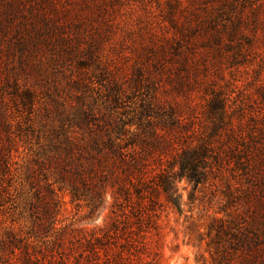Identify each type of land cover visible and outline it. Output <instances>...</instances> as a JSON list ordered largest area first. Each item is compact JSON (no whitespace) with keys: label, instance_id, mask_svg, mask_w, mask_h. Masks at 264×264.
Instances as JSON below:
<instances>
[{"label":"rangeland","instance_id":"1","mask_svg":"<svg viewBox=\"0 0 264 264\" xmlns=\"http://www.w3.org/2000/svg\"><path fill=\"white\" fill-rule=\"evenodd\" d=\"M225 2L230 7L221 6ZM233 14L242 15L241 33L219 58L213 38L217 32L225 43L230 40L226 33L233 28ZM254 14H259L257 21ZM183 61L194 62L198 74V85L189 91L179 80ZM152 81L162 113L164 100L170 106L174 99L187 102L179 124L172 125L186 139L207 131L211 93L226 100L228 125L245 138H262L264 0H0V125H9L0 137L10 165L0 187V264H20L27 244L40 251L61 233H66L64 247L74 248L79 239L108 225L109 196L90 213L87 201L72 202L66 190L56 187L53 217L42 221L31 213L40 179L36 162L49 146L44 125L67 126L84 109L108 129L121 125L127 133L119 138H126L137 132L143 86ZM250 175L246 180L233 162L224 169L228 191L237 199L228 207L219 178L196 189L181 181V213L155 207L158 228L146 234L151 250L143 255L145 262L224 264L219 261L222 248L236 260L239 253L228 246L229 234L251 223L253 214L246 212H257L256 203L242 197L245 190L258 188L252 177L264 181V167ZM263 190L256 189L260 200Z\"/></svg>","mask_w":264,"mask_h":264},{"label":"trees","instance_id":"2","mask_svg":"<svg viewBox=\"0 0 264 264\" xmlns=\"http://www.w3.org/2000/svg\"><path fill=\"white\" fill-rule=\"evenodd\" d=\"M221 6L230 7V4L225 2ZM233 15L236 16L233 22L232 16L229 18V26L233 28L226 33L230 40L225 43L222 34L217 32L213 38L219 58L231 51L230 44L241 33L242 15ZM258 15L252 18L257 21ZM194 62L181 63L179 80L185 91L198 85ZM140 79L145 76L141 74ZM147 84L142 85L146 92L137 110V132L126 138H119L127 133L121 125L108 129L100 120H95L90 110L84 109L78 110L77 120L67 126L44 125L49 146L42 152L43 158L36 162L40 179L39 188L34 190L31 213L42 216V221L53 217L56 187L66 190L72 202L87 201L90 213L109 196L112 215L105 228L79 239L74 248L64 247L62 237L66 233L59 234L51 247L40 251L34 244L31 247L27 244L20 264H150L143 255L149 256L146 234L158 228L155 207L165 205L181 213L183 201L178 187L181 181L196 189L212 177L219 178L227 190L223 196L228 207L237 199L228 191L230 187L222 177L224 169L233 162L248 180L250 174L264 167V135L262 138L253 135V138L251 134L245 138L238 127L228 125L226 100L220 95H209L205 114L211 123L205 133L190 140L184 137L183 130L172 128L179 124L187 102L181 104L174 99L175 106H170L164 100L167 108L163 107L162 113L158 107L162 100L157 96V84L154 81ZM2 123L5 124L0 125V131H7L8 122ZM4 142L0 137V187L10 171L8 146ZM252 179L258 188L245 190L242 198L256 203L257 212H246L253 214L251 223L236 226L229 234L228 246L239 254L232 261L229 250L222 248L219 261L224 264H264V196L263 200L256 197V189L261 193L264 181L259 175ZM239 201L243 203L242 199ZM39 206L44 208L39 211ZM38 231L39 226L34 232Z\"/></svg>","mask_w":264,"mask_h":264}]
</instances>
